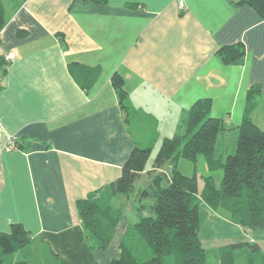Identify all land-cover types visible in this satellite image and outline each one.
Returning a JSON list of instances; mask_svg holds the SVG:
<instances>
[{
	"label": "crops",
	"instance_id": "1",
	"mask_svg": "<svg viewBox=\"0 0 264 264\" xmlns=\"http://www.w3.org/2000/svg\"><path fill=\"white\" fill-rule=\"evenodd\" d=\"M182 2L2 0L0 231L21 223L39 247L21 260L47 264L54 253L69 264H109L119 255L123 233L106 249L93 247L78 202L100 198L136 146L157 151L196 101L211 100L227 135L241 125L248 92L259 86L250 116L264 127V0ZM237 43L245 45L244 60L224 62L218 49ZM9 52L15 57L7 59ZM115 73L124 78L128 116ZM9 136L18 149H6ZM202 205L222 222H208L207 240L222 247L242 236L238 224Z\"/></svg>",
	"mask_w": 264,
	"mask_h": 264
},
{
	"label": "trees",
	"instance_id": "2",
	"mask_svg": "<svg viewBox=\"0 0 264 264\" xmlns=\"http://www.w3.org/2000/svg\"><path fill=\"white\" fill-rule=\"evenodd\" d=\"M5 23V9L0 0V31ZM217 53L226 63H240L246 49L243 43H237L223 45ZM112 83L128 116L124 78L115 73ZM259 93V86L249 90L238 138L224 161L221 152L227 151L224 141L229 128L222 118L211 115L212 102L203 98L192 105L174 135L163 137L151 169L148 161L153 148L136 146L124 163L121 176L104 189L100 198L78 202L86 235L91 245L100 249L112 243L125 203L132 202L135 220L122 234L120 253L109 264H167L166 259L173 264H209L208 250L199 235L203 203L214 211H227L230 220L245 233L253 232L259 237L258 233L264 230V127L258 126L250 116ZM201 155L206 157L210 170L222 167L220 187L216 186L214 176L208 174L203 176L204 186L200 191L197 169L186 175L178 168L179 159L196 164ZM103 199L111 201L104 203ZM30 242V233L21 223H14L10 232L0 231V264H30L25 259L11 258ZM242 248L256 253L261 250L257 239L233 242L218 248V262L236 264L237 250ZM52 254L49 264H69ZM261 259L264 264V256Z\"/></svg>",
	"mask_w": 264,
	"mask_h": 264
},
{
	"label": "rangeland",
	"instance_id": "3",
	"mask_svg": "<svg viewBox=\"0 0 264 264\" xmlns=\"http://www.w3.org/2000/svg\"><path fill=\"white\" fill-rule=\"evenodd\" d=\"M264 126V125H263ZM263 128V127H262ZM238 135H239V127L238 128H235L234 130L231 131V133L227 134L225 136V141H224V145H225V148L227 147V151H219L221 152V155H222V161H224L227 153L233 151V147L235 146V143H236V140L238 138ZM157 149V147H156ZM155 148L153 149V153L151 155V159L153 161V158L155 157L157 151ZM218 153V152H217ZM185 162L181 160L178 162V168L181 169L184 174H188L191 175L193 174V171H191V169L187 166H185L186 164H184ZM194 164V163H193ZM197 165V168H198V172L200 174H203V176L205 175H208V174H212L214 176V181H215V184L217 187H220L221 186V183H222V179H223V169L222 167H219L215 170H210L209 167H208V163H207V159L204 155H201L197 161V163L195 164ZM203 178H202V181L201 183L203 182ZM104 203L105 202H110L111 199H103ZM121 201H124V199H122ZM200 211H201V216H202V231H201V234H202V237L204 238V245H205V248L208 250V253H209V264H220L218 262V258H217V255H216V251L218 250V245H217V241H214V240H207L206 238L207 237H210V233L212 230H205V227L207 226L208 222H214L216 221V223H222L221 220L216 216V218L212 219V217H210V214H209V217H208V213H207V210L206 208L201 205L200 207ZM216 212V211H215ZM219 213L218 216L220 218H226L227 221H230V218L228 217V214H227V211L223 210V209H220V212H217ZM226 215V216H225ZM121 220L122 223L120 224L119 228H118V233H124L125 230L122 231V228L126 226V223H128L130 226V224L132 222H134L135 220V210L133 208V205H132V202L130 201H127L125 203V208L123 210V214L121 216ZM234 223V222H232ZM122 224L124 226H122ZM234 225L237 226L236 223H234ZM221 225H219V230H222ZM238 227L240 229H242V227L240 225H238ZM223 228V227H222ZM242 231V236H236L233 238V241L236 240L237 238H244V239H241V240H249V241H253L255 239H257L260 243V246H261V250L260 252H252L250 248H242V249H238L237 250V257H236V264H261V256H264V230L260 231L258 233V238H256V235L255 233L253 232H247L245 233L243 231V229L241 230ZM207 233V234H206ZM232 239H225L224 241H222V245H226V244H231V242H233ZM39 247H37V242L36 243H31L30 245H28L26 248H23V249H20L19 251H17L15 254H13L11 256V258L13 259V261H20L22 259L23 256H25L27 253L29 252H33L35 253L34 255L37 256V254H39ZM44 253L46 254L48 252V250L44 249ZM48 258H46L47 260ZM53 260V258L50 256L49 260L46 261L47 264H49V261ZM166 262L167 264H173L172 262H168V260L166 259Z\"/></svg>",
	"mask_w": 264,
	"mask_h": 264
},
{
	"label": "built area",
	"instance_id": "4",
	"mask_svg": "<svg viewBox=\"0 0 264 264\" xmlns=\"http://www.w3.org/2000/svg\"><path fill=\"white\" fill-rule=\"evenodd\" d=\"M230 1H233V0H230ZM180 5L183 6L182 0H180ZM14 57H15L14 52H9L6 55L7 59H12ZM18 148H19V146H18V141L16 139V136H9L7 141H6V149L7 150H14V149H18Z\"/></svg>",
	"mask_w": 264,
	"mask_h": 264
}]
</instances>
